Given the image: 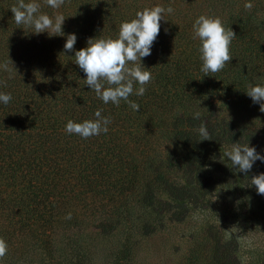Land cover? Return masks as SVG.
<instances>
[{"label": "trees", "instance_id": "obj_1", "mask_svg": "<svg viewBox=\"0 0 264 264\" xmlns=\"http://www.w3.org/2000/svg\"><path fill=\"white\" fill-rule=\"evenodd\" d=\"M38 2L42 13L64 15L63 36L17 25L10 11L17 0H0V65L13 64L10 71L0 67V92L12 96L0 103V236L10 235L9 226L19 234L39 225L53 235L58 225L81 223L108 234L134 205L178 222L189 206L204 208L212 196L225 210L243 196L260 209L250 184L260 167L245 175L224 153L233 143L247 144L260 116L246 92L264 86V0H65L58 10ZM156 5L174 12L142 59L152 82L143 96L129 97L139 111L124 101L104 104L86 86L75 51L90 38H117L122 22ZM201 15L219 17L236 34L231 62L208 76L193 39ZM68 34L77 36L73 52H64ZM216 95L235 96L236 117H219V107L206 99ZM98 109L111 117L107 133L89 139L66 133L69 120H94ZM197 111L200 118L193 119ZM201 124L210 140L202 141ZM139 228L152 230L147 222Z\"/></svg>", "mask_w": 264, "mask_h": 264}, {"label": "rangeland", "instance_id": "obj_2", "mask_svg": "<svg viewBox=\"0 0 264 264\" xmlns=\"http://www.w3.org/2000/svg\"><path fill=\"white\" fill-rule=\"evenodd\" d=\"M232 97L206 99L219 107V117H236ZM254 128L247 144L264 155V112L260 111ZM255 164L264 173V163ZM256 195L260 209L255 199L243 196L225 210L212 196L204 208L189 206L178 222L134 205L130 217L121 219L108 234L84 223L58 225L53 235L39 225L19 234L9 226L10 235L0 236L8 245L0 264H264V196ZM143 222L151 225L150 233L140 230Z\"/></svg>", "mask_w": 264, "mask_h": 264}, {"label": "clouds", "instance_id": "obj_3", "mask_svg": "<svg viewBox=\"0 0 264 264\" xmlns=\"http://www.w3.org/2000/svg\"><path fill=\"white\" fill-rule=\"evenodd\" d=\"M43 4L58 10L65 4V0H43ZM244 7L251 10L253 4L248 2ZM10 11L17 25L33 29L34 34L46 32L49 35L55 34L50 36L64 35L62 31L64 15L56 14L52 18L42 13L38 0L29 2L17 0ZM173 12L171 6L164 8L156 5L144 8L136 12L134 19L120 24L117 38H90L87 47L75 51V64L86 75L84 80L86 86L93 90L104 104L112 103L119 107L121 101H124L134 111H139V105L129 100V97L134 91L135 95L143 96L146 86L152 82V73L144 68L142 59L152 54L151 49L160 34L161 21H166L165 15ZM235 38V32L231 28L225 29L219 17L201 15L195 20L193 39L200 41L199 52L202 61L200 71L205 76L221 72L231 62L230 45ZM76 42L77 36L68 34L64 52H73ZM9 63L12 64L10 59L0 67L10 71ZM135 85L138 87L134 89ZM246 95L254 104H259L260 111L264 112V86L249 85ZM11 100V93L0 92V103L7 105ZM102 112L103 109L96 110L94 120H85L82 123L69 120L65 126L66 133L82 139L107 133L109 131L107 126L112 120L111 117L102 116ZM200 115L199 111L193 113V119H199ZM197 131L202 141L210 140V134L204 124H201ZM224 155L232 162L234 168L245 175L251 172L256 161L264 163V155L259 154L255 147H249L248 144L233 143L231 149ZM250 183L255 186L258 195L264 196V173L253 175ZM65 218L71 219V213ZM7 252L8 245L0 238V260H3Z\"/></svg>", "mask_w": 264, "mask_h": 264}]
</instances>
